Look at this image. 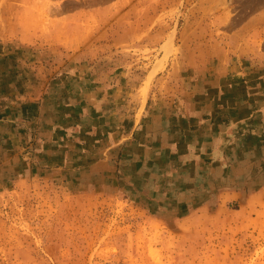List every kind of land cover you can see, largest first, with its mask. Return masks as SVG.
<instances>
[{"label": "rangeland", "instance_id": "rangeland-1", "mask_svg": "<svg viewBox=\"0 0 264 264\" xmlns=\"http://www.w3.org/2000/svg\"><path fill=\"white\" fill-rule=\"evenodd\" d=\"M11 49L98 76L105 110L134 120L159 91L218 86L203 72L255 90L264 0H0V53ZM31 133L0 146V264H264V196L180 217L187 207L61 174Z\"/></svg>", "mask_w": 264, "mask_h": 264}, {"label": "crops", "instance_id": "crops-1", "mask_svg": "<svg viewBox=\"0 0 264 264\" xmlns=\"http://www.w3.org/2000/svg\"><path fill=\"white\" fill-rule=\"evenodd\" d=\"M16 51L0 53V146L34 131L47 166L187 207L180 217L264 196V73L254 90L222 80L227 72H203L199 79L215 75L218 86L200 80L181 92L159 91L126 120L99 102L98 76ZM247 168L257 180L245 179Z\"/></svg>", "mask_w": 264, "mask_h": 264}, {"label": "bare ground", "instance_id": "bare-ground-1", "mask_svg": "<svg viewBox=\"0 0 264 264\" xmlns=\"http://www.w3.org/2000/svg\"><path fill=\"white\" fill-rule=\"evenodd\" d=\"M157 69H158V68H157ZM157 69H156V70H157ZM154 72H155V70H153V71L151 72V74H150V75H152Z\"/></svg>", "mask_w": 264, "mask_h": 264}]
</instances>
